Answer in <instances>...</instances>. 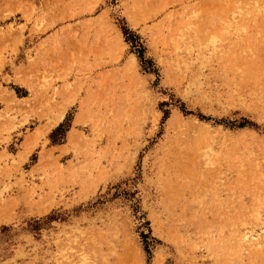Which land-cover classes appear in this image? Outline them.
<instances>
[{"label":"rangeland","instance_id":"1","mask_svg":"<svg viewBox=\"0 0 264 264\" xmlns=\"http://www.w3.org/2000/svg\"><path fill=\"white\" fill-rule=\"evenodd\" d=\"M0 264H264V0H0Z\"/></svg>","mask_w":264,"mask_h":264},{"label":"trees","instance_id":"2","mask_svg":"<svg viewBox=\"0 0 264 264\" xmlns=\"http://www.w3.org/2000/svg\"><path fill=\"white\" fill-rule=\"evenodd\" d=\"M63 129V124H61L60 126H58L52 133V139L54 140V136L55 134H57L59 131H61Z\"/></svg>","mask_w":264,"mask_h":264}]
</instances>
